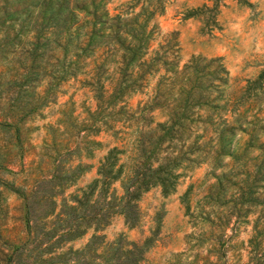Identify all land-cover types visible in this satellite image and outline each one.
<instances>
[{"label":"rangeland","instance_id":"374dc122","mask_svg":"<svg viewBox=\"0 0 264 264\" xmlns=\"http://www.w3.org/2000/svg\"><path fill=\"white\" fill-rule=\"evenodd\" d=\"M24 1L0 0V264L36 263L26 197L38 185L61 192L58 179L81 161L74 191L109 147L139 156L138 134L153 130L160 143L145 153L176 156L174 189L151 186L136 226L115 215L99 233L151 235L144 264H264V0H166L150 20L163 61L150 74L93 53L97 35L78 48L101 10L129 0H50L61 6L53 21L40 19L46 0L29 12Z\"/></svg>","mask_w":264,"mask_h":264},{"label":"trees","instance_id":"16d2710c","mask_svg":"<svg viewBox=\"0 0 264 264\" xmlns=\"http://www.w3.org/2000/svg\"><path fill=\"white\" fill-rule=\"evenodd\" d=\"M165 1L129 0L115 13H110L106 8L101 10L98 30L84 32V41L78 43V48L86 50L90 45L89 38L97 35L93 53L95 50L101 51L98 54L102 59H118V71L121 72L125 61H131L133 64L129 71L145 74L156 72L163 61L157 56L159 48H150L154 31L150 20L161 13ZM238 1L249 3L248 0ZM38 2L24 1V9L26 12L32 11L31 8ZM60 7L46 0V8L40 10V19L45 16L46 21L58 19ZM91 13L95 12L85 14ZM48 33L51 34L50 31ZM144 76L141 75L139 80H143ZM111 86L114 92L123 93L128 85L116 80ZM147 127L150 130L153 128ZM147 133L143 131L138 134L134 149L139 156L131 153L124 155L125 148L112 145L99 160L95 176L74 191L66 192V189L74 183V178L86 171L88 164L84 165L81 161L71 165L67 170L70 171L69 175L58 179L61 192H54L40 184L31 193L33 200L29 201L26 197L29 233L31 239L36 240L39 250L34 264H144V252L150 247L151 235L140 241H128L123 234L105 240L99 231L115 215H122L126 225L136 226L140 220L138 200L142 192L151 186H160L164 193L174 189L176 177L180 175L176 169V156L167 153L165 157L154 159L152 153L147 155L146 141L151 146L150 150L160 143V137H156L154 130L149 132L148 138ZM55 177L59 175L54 174ZM35 202L39 203V207H35ZM90 228L93 233L84 245L75 249L66 245Z\"/></svg>","mask_w":264,"mask_h":264}]
</instances>
